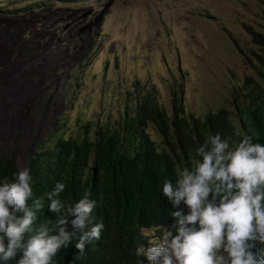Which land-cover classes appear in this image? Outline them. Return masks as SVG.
I'll list each match as a JSON object with an SVG mask.
<instances>
[{
  "label": "rangeland",
  "instance_id": "1",
  "mask_svg": "<svg viewBox=\"0 0 264 264\" xmlns=\"http://www.w3.org/2000/svg\"><path fill=\"white\" fill-rule=\"evenodd\" d=\"M263 9L264 0H0V154L22 169L55 117L74 137L86 122L116 124L146 92L170 114L177 84L185 115L231 113L246 78L264 84L251 56L264 47L241 27L264 35ZM146 132L162 148L152 124Z\"/></svg>",
  "mask_w": 264,
  "mask_h": 264
},
{
  "label": "trees",
  "instance_id": "2",
  "mask_svg": "<svg viewBox=\"0 0 264 264\" xmlns=\"http://www.w3.org/2000/svg\"><path fill=\"white\" fill-rule=\"evenodd\" d=\"M241 27L253 44L264 47L262 33ZM251 56L264 66L262 55L252 52ZM169 94L170 114L146 92L132 107L124 106L116 124L92 126L86 122L74 137L62 136V123L55 117L45 138L26 152L23 167L31 170L34 198L45 197L57 182H63L66 188L60 194L61 201L71 205L87 195L96 202L93 223L102 220L104 224L99 241L90 242L83 257L77 253L74 239L53 258V264H146V259L137 254L141 245L150 246L146 232L152 230L159 238L161 227L171 223L169 213L173 208L162 195L163 182L171 180L175 184L181 169L192 168L199 159L196 149L209 136L220 134L229 139L230 145L245 136L264 144V84L246 78L242 91L233 95L231 113L222 108L201 119L184 114L180 85H173ZM231 114L235 123L230 120ZM148 124L161 137L162 148L150 139ZM19 170L14 155L0 154V182L5 177L13 180ZM45 218L55 219V214L47 210L46 199L38 223ZM261 247L264 245H257Z\"/></svg>",
  "mask_w": 264,
  "mask_h": 264
},
{
  "label": "clouds",
  "instance_id": "3",
  "mask_svg": "<svg viewBox=\"0 0 264 264\" xmlns=\"http://www.w3.org/2000/svg\"><path fill=\"white\" fill-rule=\"evenodd\" d=\"M196 156L175 184L163 182L162 195L173 208L171 223L137 254L148 264H264V247L257 248L264 245V144L245 136L230 145L216 134L196 149ZM32 180L25 166L13 180L0 182V264H53L74 239L83 257L104 229L102 220L93 223L96 202L85 195L66 205L59 198L63 182L34 198ZM45 199L55 219L38 223Z\"/></svg>",
  "mask_w": 264,
  "mask_h": 264
},
{
  "label": "crops",
  "instance_id": "4",
  "mask_svg": "<svg viewBox=\"0 0 264 264\" xmlns=\"http://www.w3.org/2000/svg\"><path fill=\"white\" fill-rule=\"evenodd\" d=\"M148 232H149V237H150V240H149V242H150V241H151V239H153V238H156V239H157V237H154V236H153V234H152V233H153V231H152V230H149ZM160 237H162V235H161ZM160 237H159V238H160ZM150 245H151V243H150ZM146 264H148V262H147Z\"/></svg>",
  "mask_w": 264,
  "mask_h": 264
}]
</instances>
